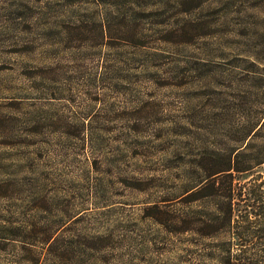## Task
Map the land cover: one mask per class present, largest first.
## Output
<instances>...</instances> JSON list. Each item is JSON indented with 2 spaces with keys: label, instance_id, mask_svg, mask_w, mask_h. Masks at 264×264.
I'll use <instances>...</instances> for the list:
<instances>
[{
  "label": "rangeland",
  "instance_id": "1",
  "mask_svg": "<svg viewBox=\"0 0 264 264\" xmlns=\"http://www.w3.org/2000/svg\"><path fill=\"white\" fill-rule=\"evenodd\" d=\"M263 120L264 0H0V264H210L199 158Z\"/></svg>",
  "mask_w": 264,
  "mask_h": 264
},
{
  "label": "trees",
  "instance_id": "2",
  "mask_svg": "<svg viewBox=\"0 0 264 264\" xmlns=\"http://www.w3.org/2000/svg\"><path fill=\"white\" fill-rule=\"evenodd\" d=\"M258 156L254 162L243 151L233 155L211 152L199 158L205 176L187 196L193 200H210L212 208L204 214H193V231L209 237L231 232L236 240L210 242L203 252L205 257L202 256L210 264H254L239 236L252 219L264 218V178L252 171L255 165L264 162ZM250 174L254 176L249 178ZM255 199L260 201L257 205L253 203ZM232 226L235 228L230 231Z\"/></svg>",
  "mask_w": 264,
  "mask_h": 264
}]
</instances>
